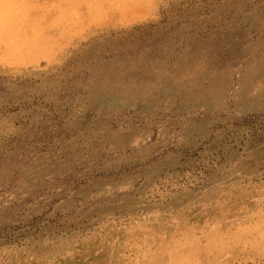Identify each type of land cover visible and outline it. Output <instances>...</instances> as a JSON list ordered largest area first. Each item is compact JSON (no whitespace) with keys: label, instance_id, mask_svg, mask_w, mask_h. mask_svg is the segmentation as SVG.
<instances>
[{"label":"rangeland","instance_id":"rangeland-1","mask_svg":"<svg viewBox=\"0 0 264 264\" xmlns=\"http://www.w3.org/2000/svg\"><path fill=\"white\" fill-rule=\"evenodd\" d=\"M0 264H264V0H0Z\"/></svg>","mask_w":264,"mask_h":264}]
</instances>
